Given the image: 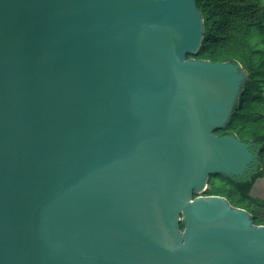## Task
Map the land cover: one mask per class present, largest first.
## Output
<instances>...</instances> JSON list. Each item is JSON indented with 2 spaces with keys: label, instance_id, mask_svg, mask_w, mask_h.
<instances>
[{
  "label": "water",
  "instance_id": "95a60500",
  "mask_svg": "<svg viewBox=\"0 0 264 264\" xmlns=\"http://www.w3.org/2000/svg\"><path fill=\"white\" fill-rule=\"evenodd\" d=\"M204 38L197 0H0V264H264L203 195L255 161L215 133L249 74Z\"/></svg>",
  "mask_w": 264,
  "mask_h": 264
},
{
  "label": "trees",
  "instance_id": "16d2710c",
  "mask_svg": "<svg viewBox=\"0 0 264 264\" xmlns=\"http://www.w3.org/2000/svg\"><path fill=\"white\" fill-rule=\"evenodd\" d=\"M205 20L201 49L189 58L213 63L238 61L248 80L229 123L215 133L236 135L250 145L255 161L243 178L211 176L204 196H221L264 226V199L253 195L264 180V0H197ZM185 228L181 224V229Z\"/></svg>",
  "mask_w": 264,
  "mask_h": 264
},
{
  "label": "rangeland",
  "instance_id": "374dc122",
  "mask_svg": "<svg viewBox=\"0 0 264 264\" xmlns=\"http://www.w3.org/2000/svg\"><path fill=\"white\" fill-rule=\"evenodd\" d=\"M253 195L261 199H264V180H262L261 182H259V184H257V188L255 191H253Z\"/></svg>",
  "mask_w": 264,
  "mask_h": 264
},
{
  "label": "flooded vegetation",
  "instance_id": "af4514ba",
  "mask_svg": "<svg viewBox=\"0 0 264 264\" xmlns=\"http://www.w3.org/2000/svg\"><path fill=\"white\" fill-rule=\"evenodd\" d=\"M257 188V187H256Z\"/></svg>",
  "mask_w": 264,
  "mask_h": 264
}]
</instances>
